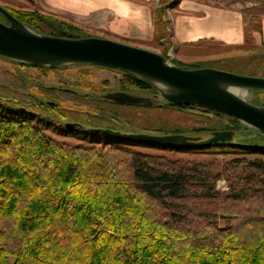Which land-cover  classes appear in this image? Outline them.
Returning <instances> with one entry per match:
<instances>
[{
    "label": "trees",
    "instance_id": "1",
    "mask_svg": "<svg viewBox=\"0 0 264 264\" xmlns=\"http://www.w3.org/2000/svg\"><path fill=\"white\" fill-rule=\"evenodd\" d=\"M28 1L37 6L35 0ZM164 7H155L153 40L142 43L169 41L178 52L215 41L171 42ZM9 11L35 28L38 22L55 20L61 28L51 34H93L72 20L37 8ZM261 18L256 13L247 16L243 43L234 46H255ZM120 70L122 89L155 91L136 74ZM38 106L49 111L48 116L59 114L53 102ZM51 125L49 117L0 101V264H264V158L260 156L264 143L230 142L236 134L250 131L238 119L230 116L226 126L219 128H196L233 131L229 140L207 143L174 144L108 133L171 149L200 151L216 145L219 151L256 154L234 155L222 162L170 158L108 141L102 147L70 142L47 134L44 128ZM77 127L70 122L54 126L68 135ZM254 136L264 140L257 132ZM219 177L226 181L223 189L215 186Z\"/></svg>",
    "mask_w": 264,
    "mask_h": 264
},
{
    "label": "rangeland",
    "instance_id": "2",
    "mask_svg": "<svg viewBox=\"0 0 264 264\" xmlns=\"http://www.w3.org/2000/svg\"><path fill=\"white\" fill-rule=\"evenodd\" d=\"M170 1L172 0H155L154 2L156 8L162 9V7L168 6V9L164 7L163 10H165L164 15L166 14L169 19L172 18L174 9V7L168 5ZM212 1L219 4H229L236 1L238 4H242L249 15L256 13L262 16L264 14L263 0ZM36 3L37 6L29 3L28 0H0V4L8 10L10 8L29 10L37 8L43 13H54L42 9L37 1ZM0 20L7 22V19L1 13ZM169 22L168 30H170ZM36 25V28L34 26L29 27L44 33H56L61 28L55 20H44ZM84 28L93 33L92 35L103 36L94 32L95 30L90 27L84 26ZM104 37L121 41V38L117 39L109 35ZM126 43L160 52L174 63H177L176 60L198 62L203 66H213L238 73L264 76L263 44L239 48L218 41H210L177 52L173 50V46L169 41H165L163 45ZM121 77L122 71L119 68L109 66L86 62L31 66L22 65L16 59L0 55V101L31 110L41 117H49V122L52 125L44 128V131L55 138L70 142H82L102 147L104 141H108L112 145L164 154L170 158H217L220 162L239 154L248 157L256 155L239 151H219L215 149L216 145L202 148L200 151L181 148L171 149L146 142H138L132 138L112 136L101 131L91 132L90 129L95 127L110 128L123 133H171L176 129H181L186 134L199 135V137L204 138L210 134V130H198L196 128L223 127L230 119L228 114L219 111L217 113L215 110L198 105L185 108L168 105L153 85L155 91L141 88L122 89ZM116 90H125L133 95L142 96L145 102L150 104L121 103L107 97L108 93ZM244 99L252 104L264 106V89L248 87ZM40 102H53L59 114L48 116L49 111L38 106ZM69 122L79 126L73 129V135H68L66 132H60L54 128V126H65V123ZM248 127L250 131L236 134L230 142L253 145L264 143L263 139L254 136V134L256 135V129L252 126ZM220 145L218 143L217 146L220 147ZM231 148L237 149L235 146ZM260 156L264 158V154H260ZM215 186L220 189L225 188L227 186L225 179L223 177L217 178ZM219 221L223 223L224 220L219 217Z\"/></svg>",
    "mask_w": 264,
    "mask_h": 264
},
{
    "label": "water",
    "instance_id": "3",
    "mask_svg": "<svg viewBox=\"0 0 264 264\" xmlns=\"http://www.w3.org/2000/svg\"><path fill=\"white\" fill-rule=\"evenodd\" d=\"M0 55L38 65L69 62L94 63L132 72L153 85L165 103L198 105L223 112L252 126L264 137V106L250 103L226 85L264 89V76L238 73L213 66H187L168 60L160 52L99 35L66 36L39 32L19 20L0 4ZM166 85L161 91L152 81ZM107 97L121 103L150 104L142 96L116 90ZM94 130L174 144L229 140L230 129H215L204 138L182 132H119L110 128Z\"/></svg>",
    "mask_w": 264,
    "mask_h": 264
},
{
    "label": "crops",
    "instance_id": "4",
    "mask_svg": "<svg viewBox=\"0 0 264 264\" xmlns=\"http://www.w3.org/2000/svg\"><path fill=\"white\" fill-rule=\"evenodd\" d=\"M36 1L42 9L90 27L98 34L106 31L113 38H127L143 45L155 35V0ZM172 14L168 19L171 42L181 44L208 38L227 45L243 43V26L249 15L236 1L219 4L212 0H179ZM254 37L255 44H264V14Z\"/></svg>",
    "mask_w": 264,
    "mask_h": 264
},
{
    "label": "bare ground",
    "instance_id": "5",
    "mask_svg": "<svg viewBox=\"0 0 264 264\" xmlns=\"http://www.w3.org/2000/svg\"><path fill=\"white\" fill-rule=\"evenodd\" d=\"M6 57V56H5ZM10 58V57H9ZM13 59V58H12ZM20 61V60H18ZM159 90L163 91L166 88V85L163 84L162 82H158L156 80L152 81ZM226 87L233 93L241 96V97H245L247 95V87L245 86H239V85H226Z\"/></svg>",
    "mask_w": 264,
    "mask_h": 264
},
{
    "label": "built area",
    "instance_id": "6",
    "mask_svg": "<svg viewBox=\"0 0 264 264\" xmlns=\"http://www.w3.org/2000/svg\"><path fill=\"white\" fill-rule=\"evenodd\" d=\"M166 8L168 9V6H167V7H165V9H166ZM164 12H165V10H164ZM163 17H164V19H167V20L169 19V17H167V15H166V14H165V15H163Z\"/></svg>",
    "mask_w": 264,
    "mask_h": 264
}]
</instances>
